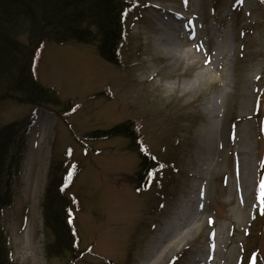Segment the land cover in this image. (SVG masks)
<instances>
[{
    "label": "rangeland",
    "instance_id": "1",
    "mask_svg": "<svg viewBox=\"0 0 264 264\" xmlns=\"http://www.w3.org/2000/svg\"><path fill=\"white\" fill-rule=\"evenodd\" d=\"M130 1L121 65L105 60L94 43L47 40L37 55L38 78L62 102L38 109L0 102V125L36 113L13 203L0 210L10 263L68 264L70 253L48 256L43 215L46 188L60 166L74 174L65 193L76 200L82 254L72 264H145L184 201L192 212L202 202L204 220L188 242L162 255L167 240L157 250L160 264H264L258 190L264 179V0ZM160 30L175 43L185 40L184 49L197 34L193 54L201 62L175 68V59L156 50ZM222 36L226 51L216 54ZM206 70L213 72L212 85L182 92L195 72ZM170 84L174 92L166 89ZM205 96L220 101L212 116L203 108ZM130 119L141 123L146 146L163 165L141 188L140 158L129 139L89 136Z\"/></svg>",
    "mask_w": 264,
    "mask_h": 264
},
{
    "label": "trees",
    "instance_id": "2",
    "mask_svg": "<svg viewBox=\"0 0 264 264\" xmlns=\"http://www.w3.org/2000/svg\"><path fill=\"white\" fill-rule=\"evenodd\" d=\"M132 6L130 0H0V102L14 99L36 108L62 102L59 92L38 78L37 55L47 40L60 44L94 43L105 60L121 65L126 14ZM22 35L28 40H22ZM70 102L66 107L71 106ZM35 115L0 125V210L13 203L14 179L20 173L26 150L25 134ZM89 136L129 139V146L140 158L139 188L163 169L146 146L138 120L96 129ZM53 175L43 198L44 224L49 234L46 251L49 257L70 253L68 264H72L82 254L74 222L76 200L65 193L74 174L57 166ZM11 252L10 239L0 219V264H11ZM104 264L114 263L109 260Z\"/></svg>",
    "mask_w": 264,
    "mask_h": 264
},
{
    "label": "bare ground",
    "instance_id": "3",
    "mask_svg": "<svg viewBox=\"0 0 264 264\" xmlns=\"http://www.w3.org/2000/svg\"><path fill=\"white\" fill-rule=\"evenodd\" d=\"M171 19H173L171 17ZM159 29L164 30L162 27ZM162 30L160 36L156 38V50L161 53L166 58L175 59L176 64L174 67L176 68L179 64L183 63L185 66H193L201 62V56L198 54H193L194 51L198 49V42H195L197 34H193V36L186 40L190 41V44L193 45L192 48L184 49L182 48V44L185 45V40H181L180 42H174L172 38H169L165 35V32ZM227 47V40L225 36H222L220 39V43H218V51L216 54H224ZM220 56V55H218ZM216 80L214 79L213 72L206 70L202 72H195L194 80L191 82H186L181 90L185 94H193L202 86L212 85ZM225 85L228 84L226 80ZM204 86V87H205ZM166 89L174 92L175 86L172 84L166 85ZM199 91V90H198ZM218 99H215L212 96H205L203 99V108L212 116L216 114L217 103H219ZM211 128L209 132H211ZM248 152V149L246 150ZM190 200H193V197H190ZM202 203V202H201ZM195 204V210L192 212L189 207L190 202H183L181 207L178 208L177 215L173 216L171 220L163 227V230L160 232L159 238L156 241V244L153 246L152 250L148 253L147 261L145 264H160V259L163 257L162 255L168 253L175 252L179 247H181L184 243L188 242L191 236L198 231L200 227V222L203 219L202 210L203 203ZM189 209V210H188ZM191 223L189 229L182 230L186 223ZM168 240L169 244L166 250H161L162 255H157V250L161 248L164 243ZM164 251V252H163ZM167 255V254H166ZM161 256V257H160ZM156 257V259H152Z\"/></svg>",
    "mask_w": 264,
    "mask_h": 264
},
{
    "label": "snow or ice",
    "instance_id": "4",
    "mask_svg": "<svg viewBox=\"0 0 264 264\" xmlns=\"http://www.w3.org/2000/svg\"><path fill=\"white\" fill-rule=\"evenodd\" d=\"M238 2L242 3L243 0H238ZM70 177H71V173H69V178ZM260 201H261V203H264V179H262L261 182H260ZM253 264H255L254 260H253Z\"/></svg>",
    "mask_w": 264,
    "mask_h": 264
}]
</instances>
